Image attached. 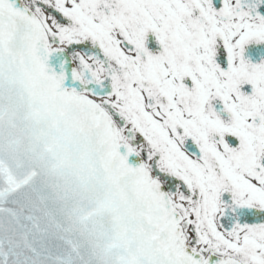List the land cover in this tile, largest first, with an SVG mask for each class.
Listing matches in <instances>:
<instances>
[{
    "label": "snow or ice",
    "instance_id": "1",
    "mask_svg": "<svg viewBox=\"0 0 264 264\" xmlns=\"http://www.w3.org/2000/svg\"><path fill=\"white\" fill-rule=\"evenodd\" d=\"M0 264H264V0H0Z\"/></svg>",
    "mask_w": 264,
    "mask_h": 264
}]
</instances>
